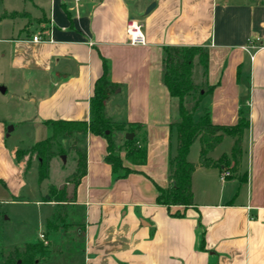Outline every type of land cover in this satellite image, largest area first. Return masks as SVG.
Wrapping results in <instances>:
<instances>
[{"label":"crops","instance_id":"crops-1","mask_svg":"<svg viewBox=\"0 0 264 264\" xmlns=\"http://www.w3.org/2000/svg\"><path fill=\"white\" fill-rule=\"evenodd\" d=\"M30 1L46 15L40 0ZM49 2L46 40L32 41L35 33L24 27L17 33L0 28V82L4 74L13 77L17 97L0 111V202H31L39 209V234L24 242L40 234L46 239V220L58 205L41 200L48 178L38 183L33 199L20 198L31 166L38 180V160L33 156L25 170L27 158L18 161L14 152L45 139L47 119L88 120L105 59L108 79L119 85L105 113L114 122L137 125L133 137L146 145L147 156L144 163L132 164L121 151L123 165L132 171L115 179L105 161L106 139L91 132L79 138L87 169L68 204L82 233L81 264H264V0ZM13 11L20 10L6 13ZM6 19L15 18H0V27ZM131 20L140 22L144 42L130 43ZM165 45L207 48L212 123L236 124L242 104L248 113L237 170L245 179L222 180L220 167H196L193 206L187 208L156 202L157 187L169 185L168 158L176 150L170 123L178 101L162 82ZM16 124L24 126L19 135L26 142L19 139L6 148L4 136ZM196 141L187 155L191 162L198 161ZM233 142L224 135L208 156H230ZM176 211L182 215H172ZM10 245L15 244L4 246Z\"/></svg>","mask_w":264,"mask_h":264},{"label":"trees","instance_id":"trees-1","mask_svg":"<svg viewBox=\"0 0 264 264\" xmlns=\"http://www.w3.org/2000/svg\"><path fill=\"white\" fill-rule=\"evenodd\" d=\"M15 11L4 13L2 17H14ZM196 65L203 73L205 89H201L195 78ZM208 65V50L206 47L172 46L165 45L162 48L161 72L162 82L169 91L171 97H175L178 106L171 126L176 131V150L168 158L169 185L166 188L157 187L156 202L169 208L171 205H182L184 208L193 206V194L191 186L192 173L196 167H220L221 163H228L230 174L226 179L238 178L243 181L246 177L235 174L240 165L242 155V136L248 128V113L244 104L239 109V119L234 125L214 124L210 118V101L213 86L206 81ZM103 71L96 79L93 93L89 99L88 120H63L47 119L49 135L28 149L18 148L14 152L16 160H20L29 152L26 159L25 170L30 166V160L34 156L38 160V182L48 178L51 160L66 150L58 142L59 138H72L76 136L69 149L74 152L75 169L67 178L72 180V191L68 196L66 186L57 187L49 184L47 192L41 197L42 201H53L58 208L46 220V233L50 230H59L69 223L65 222L66 212H60L62 205L75 200V189L80 179L86 174L87 157L84 148L77 144L78 138L91 132L106 139L105 161L111 165L115 179L126 177L132 169L124 166L120 156L124 151L125 158L132 164H142L146 161L147 149L145 144H139L135 137L125 138L124 133L133 132L136 124L114 122L105 113V103L113 94L118 84L108 79L109 65L102 59ZM224 135L234 138L230 156L222 154L217 160L208 156ZM198 140L200 143L199 157L197 162L187 159L190 145ZM222 169V168H221ZM222 171V170H221ZM172 215L181 216L179 211ZM48 244L41 240L24 242L4 246L0 249V264H40L41 257L48 252Z\"/></svg>","mask_w":264,"mask_h":264},{"label":"rangeland","instance_id":"rangeland-1","mask_svg":"<svg viewBox=\"0 0 264 264\" xmlns=\"http://www.w3.org/2000/svg\"><path fill=\"white\" fill-rule=\"evenodd\" d=\"M40 1L42 2L46 15H49V0ZM31 4L30 0H0V18H3L2 15L6 13V10H20L15 11L17 13V15L14 16L15 19L3 20L0 28H4V33L11 32L12 30L14 33H17V28L20 26L29 29L28 32L33 31L35 34H40L41 36L46 37L48 27L47 16L42 10L40 12L36 7H32ZM194 72L196 82L199 84V87L201 89H205L206 87L204 85L203 73L198 65H196ZM13 85H15L13 83V77H10L9 74H4V82H0V87H8V90L1 94L2 99L0 100V111L2 110L1 108L4 109V107L7 109V105L12 106V103H14L17 99L12 91ZM2 112L4 113V111ZM23 128L24 126L16 124V130L12 131L9 137L4 136V145L6 148H12L15 143H19V139L26 142L25 137L20 138L19 135V131ZM75 138L76 136H74V139ZM74 139H58V142L66 150V159L63 162L60 156H56L57 159L51 164L48 174L50 184L53 183L60 188L66 186L68 196L71 194L73 183L72 180L67 182V178H69L70 174L75 169V155L74 152L69 149V146L73 143ZM76 142L80 148H82L79 138ZM198 144L200 143L196 141V148L198 147ZM30 146L31 145L24 146L23 149H28ZM28 155L29 152L23 156V159L27 158ZM231 165L232 164H230V166ZM230 166L228 163H221L220 168H222V170H226ZM32 168L33 167L31 166L25 175L26 185L21 191L20 198L31 200L34 198L33 195L35 192L38 191L39 182L37 180V175ZM235 174L238 173L236 172ZM42 185L43 184H40V188ZM70 206L71 205L66 204L62 205L60 208V212H66L67 216L65 218V222L69 223V225H66L64 228L59 230L48 231L46 239L44 237L41 239L39 235L38 240L48 244L47 246L49 249V252L44 257L40 258V264H81L79 256L82 249V233L78 230L77 219L75 218L74 213L75 210H72ZM38 215L39 209L31 202H0V249L6 245V242L22 244L25 240L37 236L39 234L37 223ZM5 216H7V219H4ZM74 258L75 263H73Z\"/></svg>","mask_w":264,"mask_h":264},{"label":"built area","instance_id":"built-area-1","mask_svg":"<svg viewBox=\"0 0 264 264\" xmlns=\"http://www.w3.org/2000/svg\"><path fill=\"white\" fill-rule=\"evenodd\" d=\"M133 32V34L131 35L130 32ZM127 35H128V39L130 41V43H142L144 42V36L141 32V24L139 21L137 20H131L128 25H127ZM31 40L34 42H38V41H44L46 40V37L41 36L40 34H35L31 37ZM230 174L229 170H222L221 171V175L220 178L222 180L226 179V177ZM41 239H43V235L40 234Z\"/></svg>","mask_w":264,"mask_h":264},{"label":"water","instance_id":"water-1","mask_svg":"<svg viewBox=\"0 0 264 264\" xmlns=\"http://www.w3.org/2000/svg\"><path fill=\"white\" fill-rule=\"evenodd\" d=\"M155 6V3L152 2L147 8H146V12H149L153 7ZM0 91L4 92L5 91V88L4 87H0ZM13 128L12 126H9L8 127V131H11ZM134 133L135 132H128L125 134V138L127 139H131L133 136H134ZM60 158L62 159V161L64 162L65 159H66V155L65 154H62L60 155Z\"/></svg>","mask_w":264,"mask_h":264},{"label":"bare ground","instance_id":"bare-ground-1","mask_svg":"<svg viewBox=\"0 0 264 264\" xmlns=\"http://www.w3.org/2000/svg\"><path fill=\"white\" fill-rule=\"evenodd\" d=\"M130 33H131V35L133 34V32H132V31H131Z\"/></svg>","mask_w":264,"mask_h":264}]
</instances>
